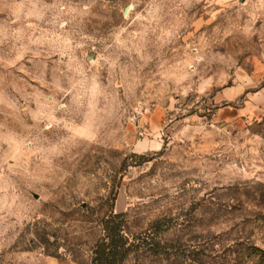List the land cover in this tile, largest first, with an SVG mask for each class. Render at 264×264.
Returning a JSON list of instances; mask_svg holds the SVG:
<instances>
[{
    "label": "rangeland",
    "instance_id": "rangeland-1",
    "mask_svg": "<svg viewBox=\"0 0 264 264\" xmlns=\"http://www.w3.org/2000/svg\"><path fill=\"white\" fill-rule=\"evenodd\" d=\"M264 264V0H0V264Z\"/></svg>",
    "mask_w": 264,
    "mask_h": 264
},
{
    "label": "trees",
    "instance_id": "trees-1",
    "mask_svg": "<svg viewBox=\"0 0 264 264\" xmlns=\"http://www.w3.org/2000/svg\"><path fill=\"white\" fill-rule=\"evenodd\" d=\"M101 236L91 247L89 264H124L139 251L159 254L160 241L147 242L144 235L130 236L125 231V213L110 211L100 220Z\"/></svg>",
    "mask_w": 264,
    "mask_h": 264
}]
</instances>
